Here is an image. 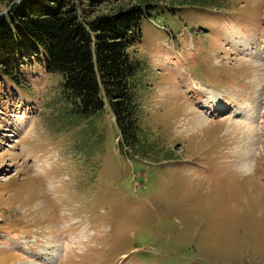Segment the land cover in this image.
Wrapping results in <instances>:
<instances>
[{
	"label": "rangeland",
	"instance_id": "374dc122",
	"mask_svg": "<svg viewBox=\"0 0 264 264\" xmlns=\"http://www.w3.org/2000/svg\"><path fill=\"white\" fill-rule=\"evenodd\" d=\"M19 1L0 0V16ZM220 3L143 20L130 50L151 153L121 148L109 107L78 120L37 61L25 89L0 84V264H264V0ZM208 92L225 112L252 102L247 116L208 114ZM254 120L245 172L237 123Z\"/></svg>",
	"mask_w": 264,
	"mask_h": 264
},
{
	"label": "trees",
	"instance_id": "16d2710c",
	"mask_svg": "<svg viewBox=\"0 0 264 264\" xmlns=\"http://www.w3.org/2000/svg\"><path fill=\"white\" fill-rule=\"evenodd\" d=\"M179 6L196 13L224 7L220 0H21L0 16V84L8 80L25 89L24 66L37 61L61 75L63 101L78 120L98 115L108 103L121 148L151 153L141 136V62L130 49L141 41L143 20Z\"/></svg>",
	"mask_w": 264,
	"mask_h": 264
},
{
	"label": "bare ground",
	"instance_id": "6f19581e",
	"mask_svg": "<svg viewBox=\"0 0 264 264\" xmlns=\"http://www.w3.org/2000/svg\"><path fill=\"white\" fill-rule=\"evenodd\" d=\"M240 42L241 39H240ZM246 45V44H245ZM246 49V48H245ZM257 72L255 77H254V83L253 85L257 88V89H260L261 85H263L264 83V69H257ZM208 97L211 99V101H220L221 100V95L219 94H216V93H212V92H208ZM257 97V96H256ZM256 99V98H255ZM243 100V99H242ZM250 100V99H249ZM245 101V100H244ZM207 102V101H206ZM210 102H207L206 105H208ZM249 105V104H252L251 103H246V105ZM254 108V107H253ZM216 109V108H215ZM238 109L242 110L243 112L245 111V109L242 107V106H238ZM244 109V110H243ZM251 109V108H250ZM248 113V112H247ZM247 113L245 116H247ZM251 113V111H250ZM197 115V114H196ZM201 115V114H200ZM199 114L195 117V126L198 124V127H201L202 125L206 124V122L208 121V119L206 120V118H204V116L197 118L200 116ZM255 117V116H254ZM193 118V117H192ZM191 118V119H192ZM258 119V118H257ZM259 120V119H258ZM191 122V121H190ZM249 122V121H248ZM237 123V122H235ZM240 124L243 129H238L239 134H241V141L243 143V147L240 149L241 150V158L239 160V164H240V170H243L245 172H249L250 171V168H251V160L250 159V154L253 153L258 145H257V142L258 139L256 138V134L258 136V129H259V126L257 125L256 121H252V122H249L247 124H243V122H240V123H237V125ZM191 123V128L194 130V127ZM259 142V141H258ZM242 146V145H241ZM237 150V149H236ZM239 150V149H238ZM42 252V251H41ZM40 252V253H41ZM29 264V263H28Z\"/></svg>",
	"mask_w": 264,
	"mask_h": 264
}]
</instances>
